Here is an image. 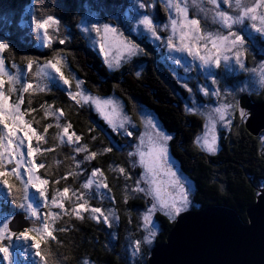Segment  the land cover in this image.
<instances>
[{
    "label": "trees",
    "instance_id": "16d2710c",
    "mask_svg": "<svg viewBox=\"0 0 264 264\" xmlns=\"http://www.w3.org/2000/svg\"><path fill=\"white\" fill-rule=\"evenodd\" d=\"M150 1L0 0V42L9 45L2 53L4 63L13 74L19 68L22 82L33 85L32 89L23 93L21 111L26 112L25 120L39 134L44 135V140L39 143L42 151L35 153V162L44 163L45 167L37 173L49 181L46 185L48 203L39 200L43 208L40 214L47 217L50 230L54 229L53 235L56 237V240L48 238L46 243L41 244L45 252L51 253L49 264H148L152 250L167 240L177 218L172 220L164 214H157L161 232L154 242H143L145 235L140 213L148 204L134 190L137 186L129 157L137 145V137L142 128L139 115L142 110L153 111L163 125L166 124L165 116L174 113L178 118L174 117L173 120L169 117V120L174 121L173 128L184 127L182 132L176 131V134H180L177 142L186 139L189 146L186 149L177 148L173 158L178 162L183 175L195 187L191 210L226 206L236 210L247 224V211L256 203L258 190L264 183V142L261 136L254 137L247 131L238 112L235 113L231 134L227 138L223 135L218 156L206 155L199 148L197 139L203 131L204 121L199 117L189 121L182 115L180 102L181 99L187 100L189 93L179 85L180 73L165 60L164 49L156 48L146 36H135L131 31L133 25H129V17L139 18L147 13L156 23L165 24L169 21V11L163 1L153 0V9H150ZM139 2L145 7H139ZM49 15L57 18L60 25L58 31L48 29L52 40L45 46L43 30L38 35L33 21ZM90 19H94L98 25L108 24L116 28L139 48L140 53L119 67H110L105 54L82 31L83 24ZM96 38L100 41L99 37ZM61 39L65 41L63 44L59 43ZM256 42L263 43L264 47L260 37ZM54 56L62 57V65L58 66L70 80L71 88L60 85L56 80L50 81L47 77L36 75L37 65L42 67L47 61L53 60ZM29 60L33 64L31 71L26 67ZM249 65L255 63L250 60ZM77 80L82 82V90L92 96L100 99L115 98L123 102L126 113L135 123L133 135L128 140L111 128L91 104H77L69 98L68 92L76 91ZM19 87L17 85L15 94L6 91L11 103L16 102L20 94ZM198 98L204 102L201 97ZM252 99L255 103L262 102L264 89ZM28 109L35 111L27 112ZM57 109L64 112L60 116V123L72 125L69 134L75 132L80 136L79 143L75 142V137L73 143H68L65 136L63 144L55 138L60 131L56 127V116H59ZM49 110L56 112V116H45ZM49 124L52 127L44 133V127ZM188 124L192 131H188L189 136H184ZM82 145L87 146L88 152L76 151ZM36 146L37 141L34 140L32 147ZM49 148L54 150L43 151ZM106 148L112 150L104 152ZM90 152L98 155L91 160L85 159ZM7 167L11 169L14 165L7 164ZM120 168L125 170L123 174L118 171ZM94 169L103 173L102 180L107 184L103 191L97 190L96 186L89 189L81 187L91 179ZM65 176L67 179L63 178ZM8 179L14 187L11 193L7 188H4L3 194L0 193V212L11 218L19 212L27 214L20 207L21 203H25L23 183L14 177ZM57 180L59 183H56ZM65 187L70 189L68 197L57 195L58 190L62 192ZM73 192L82 195L89 208L99 207L104 213L114 211L115 221L104 223L99 218L98 222L91 218L90 211L84 210H81L84 218L78 219L71 214L72 205L84 201L76 200ZM53 196H56L58 202H63L64 209L50 208ZM65 209L68 214H65ZM49 212L59 215L51 217L48 216ZM27 218L34 220L28 214ZM61 228L64 231H60ZM136 241L142 243L140 250L134 253ZM7 243L4 242L5 245ZM37 259L38 264H42L39 256Z\"/></svg>",
    "mask_w": 264,
    "mask_h": 264
},
{
    "label": "snow or ice",
    "instance_id": "6c2138e0",
    "mask_svg": "<svg viewBox=\"0 0 264 264\" xmlns=\"http://www.w3.org/2000/svg\"><path fill=\"white\" fill-rule=\"evenodd\" d=\"M207 4L211 5V9H205L203 6L205 0H191V4L193 7L198 8L202 12L214 11L213 22L219 23L222 28H227L229 30L227 35L217 34L215 37L212 33H203L200 27V20L196 18H189V0H167L166 7L168 9H174L177 17L182 18V21L179 23V27L181 29L187 28L188 31H181V42L183 47L177 48V51L187 50L189 55H192L194 58H199L205 66L210 63H214L217 67L220 66L221 58L227 63L230 59L229 56L223 55L221 57V52H233L235 63L239 65L241 69L245 68V64L242 60V56L244 55V44L245 39L242 35H240L237 31H232L233 25L235 24H244L245 21L250 22V27L254 29L256 32L264 34V12L259 11L261 8H264V0H206ZM221 4L227 5L228 8L233 9L236 12V15H232L228 11H223L221 9ZM140 7L144 8L145 5L140 3ZM35 24V28L37 30V34H40V30H43V40L45 46H48L51 43L52 36L49 34L48 29L53 28L54 31L59 30L60 21L49 15L46 18L35 19L33 21ZM139 25H143V28L151 32L153 36L156 35V25L150 16L145 13L138 20ZM173 32L176 31L178 26L177 19L171 20ZM85 31H95L97 36L100 38V51L105 54L107 58V53L105 52V41H107L109 34L114 35V39L122 45L123 50L129 55H134L138 50L137 46L121 40L122 33L117 34V29L111 27L108 24L97 25L93 24L91 29L85 27ZM159 38V37H157ZM231 38V39H230ZM188 40V43L185 44L184 41ZM200 40H205L206 43L204 45L207 48V42H211L212 48L215 49L214 57L212 54L202 55L200 52V48L198 47V42ZM65 41L63 39L59 40V43L63 44ZM95 43V40L93 41ZM169 45L172 46L171 38H169ZM9 45L7 43L0 42V54H2L6 49H8ZM117 63L119 62L120 57L114 58ZM54 61V62H53ZM107 62V59H106ZM58 65H62V57H53V60L47 61L42 67L38 64L36 69L37 76L47 77L49 80H55L56 77L59 78L60 81L63 82L64 85L69 86L71 88L70 80L65 77L63 72L61 71V67ZM111 67V64L109 65ZM27 70L31 71L33 68V64L31 60L27 63ZM50 70V71H49ZM259 71L260 75V83L264 85V64L261 65ZM55 73L56 77H53L51 73ZM5 77H7L8 89L7 92H15L17 91L16 86L19 85V95L17 96L16 102L10 103V96L5 92ZM216 81L213 80V83ZM81 81H76V91H69V98L74 100L77 104L83 102L88 103L91 101L94 103L98 110L103 111V108L107 105L113 104L112 100H100L99 98L88 96L84 93L81 88ZM38 87V86H37ZM33 88L31 83L22 82V72L19 68H17V73L15 75L10 74L8 69L5 67L4 58L0 55V185H3L4 188H7L9 193L12 192L14 187L13 184L9 183V177H14L16 180L21 181L23 183V200L25 202L30 200L28 189L29 187L34 188L37 193H39V197L42 198L44 204L48 203L49 198L47 197L43 186L47 185L49 181L47 179L42 178L40 175H37L36 172L44 168V163H36L35 160L28 159L27 157H32L34 153H40L42 150L39 147L40 141L44 140V135L39 134L36 129H34L31 123L25 120V111H21V105L24 103L23 93L28 92ZM207 95L208 93L205 92ZM214 94H219L214 93ZM236 105H222L219 108L214 109L216 113L219 114L220 120L224 119L225 112L229 107H235ZM51 106H49V109ZM27 112L35 111L34 109H28ZM115 111V109H114ZM56 112H59V116H56ZM56 112L46 111L45 116L53 115L56 116V127L60 129L56 134V139L63 144L64 137L67 136V142L73 143V137H75V142L79 143L81 137L78 136L75 132L69 134V129L72 127L70 123L61 124L60 116L64 115L62 109H57ZM245 113L241 110V116L243 117ZM149 124H152V121H148ZM123 126V125H121ZM153 128L156 125H152ZM52 127L51 124L44 127V133L48 132V129ZM22 134V135H21ZM131 135V133H128ZM156 136L158 137V141L153 144L147 153V161L145 160V153L139 152L140 155V163L145 168L147 174H151L153 179L149 180L148 176L144 177L145 182L149 183L150 191L154 194V199L159 203L160 208L165 210L166 214L170 217H174L179 215L182 211L186 210L190 204V200L188 198L189 189L185 186L184 183L177 178V173L172 170V167L167 163L168 161V152L166 147V142L171 139L170 136L164 135L162 132H157ZM35 138L37 141V146L35 148L32 147L31 141L32 138ZM25 140L28 141L27 145V153L22 150L24 146ZM203 141L201 145L202 150H206L209 153H214L216 151V143L217 137L215 134V123L213 122L211 116L206 119V130L203 137L197 139V144H200V141ZM54 149H44L43 151H53ZM111 148H106L103 151L109 152ZM77 152H88L87 146L82 145L76 149ZM98 155L96 152H90L85 159L91 160ZM129 155H136L135 153H130ZM15 161V166L9 169L7 164H12ZM79 165H77L78 167ZM23 169V171H21ZM120 173H124V169H118ZM167 176H170L172 179L169 182V187L178 189L175 195L169 193V198L167 200L162 199L160 195V186L156 181L155 177L160 174V172ZM103 176V173L99 169H94L91 173V176L95 178L97 174ZM27 177L25 180L24 177ZM67 179V177H63ZM59 183V180L56 181ZM93 184H96L97 190L100 187H107L106 183H103L101 180L96 179H88L87 182L81 185L84 189H89ZM155 185V187H153ZM135 191H144L137 187L134 189ZM70 189L65 187L63 191L57 192V195L62 197H68ZM76 197V200H83V203H76L72 205V213L78 219H83L84 217L81 215V210L90 211L92 219H96L99 222V217H104V223H109L108 216L104 215V212L99 207H87V200H84L82 195L72 193ZM51 204L53 206L60 207L64 209L63 202H58L56 196L51 198ZM20 207L23 208L26 212L30 214V217H34L36 221L39 223H34L32 227L26 228L24 231L16 234L12 232L9 228V222L5 219L2 223H0V254H3V259L8 260V264H12V253L10 252L11 244L5 245L3 243L4 240L11 241L12 237L15 236L17 240L21 238L25 243L31 241L28 245V248L36 249L35 255L40 257V261L42 264H49V256L51 255L50 251L45 252L41 248L42 242L46 243L48 238L52 240H56V237L53 235L54 229L50 230V225L47 217H42L40 214L41 204L39 201L21 203ZM156 210V204H153L152 208L148 210V214L144 216L145 226L147 227L151 224V213ZM65 214H68L65 209ZM99 214V216L97 215ZM59 213L49 212L48 216L57 217ZM109 215L114 216V213L109 211ZM109 226H111L109 224ZM60 231H64L63 228ZM34 233L35 235H32ZM155 232L149 230V234L143 238V242L151 243L150 237L154 236ZM142 241L135 242L134 253L140 250V244ZM25 252L28 249L24 250Z\"/></svg>",
    "mask_w": 264,
    "mask_h": 264
},
{
    "label": "rangeland",
    "instance_id": "374dc122",
    "mask_svg": "<svg viewBox=\"0 0 264 264\" xmlns=\"http://www.w3.org/2000/svg\"><path fill=\"white\" fill-rule=\"evenodd\" d=\"M152 1L149 2L150 9H153ZM162 1L166 5L167 0H162ZM181 3H183V0H181ZM203 6L205 7V9L212 8L211 5L207 4L206 0ZM139 7H140V2H139ZM220 10L228 11L232 15H236V12L233 9L228 8V6L224 4H221ZM168 11H169V21L167 23L160 24L154 21V24L156 25L155 36H153L151 32L146 31L143 28V25L138 24V20L140 17L139 18L129 17V25L130 24L133 25L131 31L134 33L135 36H139V35L146 36L150 40V42L156 46V48L164 49L165 60H167L168 63L172 67L176 68V70L180 73L179 85L182 87V89H184L189 93L187 96L188 97L187 100L181 99L182 102H180L183 108L182 115L185 117L186 120L188 119L189 121H192L191 118L193 117H199L204 121L203 131L198 136V138L204 136L206 130V119L209 116H211L213 122L215 123V134L217 137L216 151L214 153H209L206 150H202V151L206 155L218 156L222 148L221 144H222L223 135H226L227 138L232 132L231 128L234 124L235 113L238 112V114L241 116V110H243L245 115L243 117L241 116V119L245 125L251 116L250 109L240 107V101H239L240 98L246 96L248 100L253 101L252 97L260 94L261 90L264 89V85L260 83V75L258 71L261 65L264 64V47L262 45L263 43L257 44L256 42L258 37H260L262 42H264V34L258 33L254 29H252L250 27L249 21H245L244 24L233 25L232 31H237L245 39V44L243 46L244 55L242 56V60L245 64V68L241 69L239 65L235 63L233 52H221V57H223V55H227L230 57L227 63H225V61L221 58L219 67H217L214 63H210L209 65L205 66L198 57L194 58L192 55H189L186 49L182 51L176 50L177 48L183 47L180 39L181 31L187 32L188 29L187 28L181 29L179 27V23L182 21V18L177 17V14L174 9H168ZM259 11L264 12V8H261ZM213 15H214V11H209L207 13L202 12L198 8L193 7L191 4V0H189V18L190 19L196 18L200 20V27L202 29V34L212 33L214 37L217 34L227 35L229 30L227 28H222L219 23L213 22ZM150 18L153 19L152 16H150ZM172 19H177L178 21V26L175 32H173L172 29V24H171ZM93 24H97L94 21V19L85 21V23L82 26V31L86 34V36L90 37L92 44L95 45L98 49H100V41L96 38L98 37L96 32L84 30L85 27L91 29V26ZM119 33L120 32L117 30V34ZM169 38H171V42H172L171 47L169 45ZM120 39L131 43L123 35L122 37H120ZM94 40L95 43L93 42ZM184 43L187 44L188 40H185ZM205 43H206L205 40H200L198 42V47L200 48L201 54L202 55L212 54V56L214 57L215 49L212 48L211 42H207V48L204 47ZM137 49L138 50L135 52L134 55L129 56L123 50L122 45L119 44L114 39L113 34H109L107 41H105V52L107 53L106 59L112 66L119 67L122 65L123 62H125L129 58L138 55L140 53V50L138 47ZM116 57H120L118 63L116 59H114ZM250 60H252L255 63V65L250 66L249 65ZM8 71L10 72V74H13L9 69ZM51 75L53 77H56V74L54 72L51 73ZM55 80L60 85H64L63 82L60 81L58 77H56ZM55 80H50V81H55ZM213 80H215L216 82L213 83ZM5 81L6 83L4 90L6 92L8 89L7 77H5ZM205 92H207L208 94L206 95ZM217 92L219 93L218 95L214 94ZM12 93L15 94L16 91ZM84 93L88 96L95 97L92 96L91 94L86 93L85 91ZM198 97H201V99L204 100L205 103L201 102ZM100 100L102 101L112 100L113 104L105 106L103 108V111H100L97 109L94 103H92L91 101H89L88 103L93 106L95 112L98 113L102 117V119H105L107 121L108 125L111 128H113L115 131L120 132L124 136V138L128 140L129 137L133 135V131L135 130V123L129 118V115L126 113L123 106V102L115 98L100 99ZM9 102L11 103V101ZM173 105L176 106L175 104ZM222 105H236V106L229 107L225 112L224 119L220 120L219 114L216 113L214 109L219 108ZM176 107L179 108V106ZM168 114H169L168 117L165 116L166 124L163 125L161 124L159 118L156 116V114L153 111L151 110L140 111L139 115H140V120L142 122V128L139 132V136L137 137V141H138L137 145H135L134 150L131 151V153H135L136 155H129L131 159L130 168L132 173L135 174L133 176V178L135 179L134 181L135 185L141 189H144V191H138V193L144 197V199L148 204L147 208L140 213V220L142 223V230L145 236L149 234V230L155 232V235L150 237L151 243L154 242V240L161 232V225L157 222L156 219L157 214H164L169 218H171L172 220L178 218L182 213L191 210L193 205V195L195 191L194 185L188 180V178H186V176L183 175L178 162L173 158V154L176 155L175 150L177 148L186 149L189 146L186 143V139H184L183 141L180 140L179 143L177 142L178 136L180 134H176L177 133L176 131L182 132L184 127L181 128L178 127V129L177 128L174 129L173 128L174 121L169 120V117L174 120L175 118H178L177 117L178 115L171 112ZM149 120L152 121V124L148 123ZM153 124L156 125L155 128H153L152 126ZM158 131L162 132L166 136L171 137V139L166 142V147L168 152L167 163L172 167V170L177 173V178L181 181V183H184L185 186L189 189V193H188V198L190 200L189 206L187 207L186 210L182 211L179 215L174 217H170L169 215H167L165 210H162L160 208L159 203L154 199V194L152 191H150V185L149 183L145 182L144 179L146 175L148 176L149 180L153 179V177L151 174L146 173L145 168L140 163L139 152L142 151L145 153V160L147 161L148 159L147 153L149 152L150 148L153 146L154 143L159 142L158 137L156 136V133ZM188 131H192V129H190V124H188V128H185L184 132L186 134L184 133V136H189L190 133ZM128 133H131V135H129ZM260 136L262 138V141L264 142V133H262ZM34 140L36 139L33 137L31 144ZM202 144L203 141L201 140L200 144H198L200 149H202L201 148ZM27 145H28V141L25 140L24 146L22 148L25 154L27 153ZM262 152L264 153V150ZM27 158L35 160V153L33 154L32 157H27ZM11 165L15 166V161H13ZM21 171H23V169H21ZM36 174L38 175L37 172ZM100 177L101 176L98 173L95 178H93L92 176L90 178L101 180L103 183H105L102 180V177L101 178ZM24 179L26 180L27 177L25 176ZM155 179L159 183L160 195L162 199L167 200L169 198L168 195L169 193L175 195L176 192L178 191V189L169 187V182L171 181L172 178L170 176L165 175L163 171H161L160 174L155 177ZM93 186L95 187L96 184H93L91 187ZM153 187H155V185H153ZM103 188L105 187H100L99 190L103 191L102 190ZM43 189L47 195L46 185L43 186ZM28 192H29L30 200L27 202H33L39 200L42 201V198L39 197V193H37L34 188L29 187ZM0 193L2 194L4 193L3 185H0ZM153 204H156V210L151 213V224H149L146 227L143 218L146 214H148V210L152 208ZM53 207L57 208V206H53L51 204L50 208L52 209ZM42 209L40 207V210ZM110 211L114 213V211L112 210ZM23 212L26 211L23 209ZM26 213L30 217V214L28 212ZM97 215L99 216V214ZM104 215L108 216L109 223H112L116 219L115 213L114 216L109 215V212L104 213ZM30 218H33L35 220L34 217H30ZM99 218L101 220H104L103 216H100ZM5 219H7L8 222L10 223L13 218L6 217L0 212V223H2ZM4 242L5 243L8 242L6 245L8 244L12 245V247L9 249L10 252L12 253V264H38L37 256L34 254L36 249L28 248V245L31 243V241L25 243L22 238L20 240H17L15 236H13L11 241L4 240L3 243ZM25 249H28V251L25 252L24 251ZM0 257L2 258L0 260V264H8V260L3 259V254H0Z\"/></svg>",
    "mask_w": 264,
    "mask_h": 264
},
{
    "label": "water",
    "instance_id": "95a60500",
    "mask_svg": "<svg viewBox=\"0 0 264 264\" xmlns=\"http://www.w3.org/2000/svg\"><path fill=\"white\" fill-rule=\"evenodd\" d=\"M240 107L251 110L246 123L254 137L264 132V100L255 103L246 96ZM248 223L226 206H210L182 213L165 243L156 246L148 264H264V183L256 203L247 211ZM27 214H15L9 223L16 234L33 226Z\"/></svg>",
    "mask_w": 264,
    "mask_h": 264
},
{
    "label": "bare ground",
    "instance_id": "6f19581e",
    "mask_svg": "<svg viewBox=\"0 0 264 264\" xmlns=\"http://www.w3.org/2000/svg\"><path fill=\"white\" fill-rule=\"evenodd\" d=\"M10 228V227H9ZM166 242V241H165ZM163 244V243H162Z\"/></svg>",
    "mask_w": 264,
    "mask_h": 264
}]
</instances>
